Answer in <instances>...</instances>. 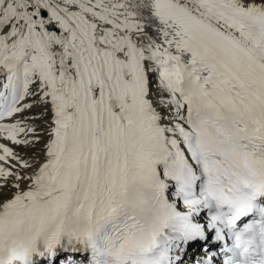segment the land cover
Returning <instances> with one entry per match:
<instances>
[{
  "label": "snow or ice",
  "instance_id": "1",
  "mask_svg": "<svg viewBox=\"0 0 264 264\" xmlns=\"http://www.w3.org/2000/svg\"><path fill=\"white\" fill-rule=\"evenodd\" d=\"M0 264H264V0H0Z\"/></svg>",
  "mask_w": 264,
  "mask_h": 264
}]
</instances>
